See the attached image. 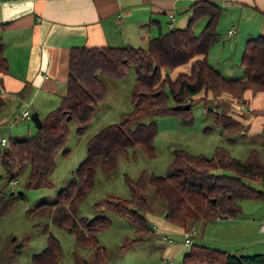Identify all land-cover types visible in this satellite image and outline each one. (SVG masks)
Masks as SVG:
<instances>
[{"label": "trees", "instance_id": "obj_1", "mask_svg": "<svg viewBox=\"0 0 264 264\" xmlns=\"http://www.w3.org/2000/svg\"><path fill=\"white\" fill-rule=\"evenodd\" d=\"M188 9L191 12L183 28L159 30L147 38L146 46L125 45H75L68 52L66 90L58 105L45 112L41 127L33 134L10 135L0 148V215L24 194L7 191L11 181L24 175L27 188L49 187L56 155L68 152L64 145L69 128L67 116L76 123L80 134L89 125L98 101L105 97L106 87L99 74L114 79L124 78L133 66L135 81L130 89L132 108L121 114L116 122L98 129L86 142V154L77 164L66 185L50 204L40 203L36 212L47 211L52 223L74 234L76 242L93 251V263L102 264L106 254L96 242V233L108 225L105 215L76 218L84 196L93 186L95 170L99 167L109 174L117 165L119 155L138 151L154 156V138L157 126L143 122L148 115L180 112L187 122L191 119L193 105L217 100L222 94L242 98L247 88L264 91V35L249 36L243 46L240 65L244 77L223 75L208 59L211 45L217 39L216 27L223 10L215 0H194ZM205 19L201 29L193 26ZM187 65L186 70L175 69ZM8 68L4 46L0 43V73ZM220 96V97H219ZM218 97V98H217ZM188 103L187 109H172V105ZM2 98L0 97V105ZM214 117L223 122L224 128L236 123L232 114L211 107ZM255 112L264 111L254 109ZM228 170V172L220 171ZM152 185L155 194L163 203L166 218L183 231L192 230L198 220L207 222L218 215L235 216L241 211L240 200H264V189L254 183H264V162L256 148L239 158L227 147L216 145L211 155L192 153L184 148H175L164 175L144 171L135 179L125 175L130 196L106 195L95 201L123 215L140 232H152L146 218L151 211L145 181ZM43 231L47 228L43 226ZM138 239H142L141 237ZM137 239H128L125 244ZM60 252L58 239L47 232L46 244L32 254L31 264H56ZM75 264H88V259L75 256ZM182 264H264V252L237 254L214 247L191 243L182 255Z\"/></svg>", "mask_w": 264, "mask_h": 264}, {"label": "rangeland", "instance_id": "obj_2", "mask_svg": "<svg viewBox=\"0 0 264 264\" xmlns=\"http://www.w3.org/2000/svg\"><path fill=\"white\" fill-rule=\"evenodd\" d=\"M225 17L229 18V12L222 10L216 27L219 36L209 49V62L227 77L233 76L231 74L234 73L237 74L239 69L244 77L242 66L237 64L239 53L237 57L234 51L229 49L236 34L229 37L226 35L225 30L231 22L228 23ZM204 20L201 19L193 26L195 32L201 29ZM99 76L106 87L105 97L98 101L96 111L88 127L82 133L79 134L76 131L75 121H67L69 134L64 148H67L68 152L63 154L62 151H59L57 153L51 186L27 188L24 186V175L20 176L16 182L15 180L11 181L7 186V191H21L24 197L16 200L5 213L0 215V264H31L32 254L45 246L47 232L53 234L60 243L56 264H75L76 255L87 258L88 264H94L92 249L78 245L74 234L55 226L51 222L48 212L46 210L36 212V206L40 203L50 204L56 200L57 193L66 185L73 170L84 158L87 140L98 129L108 123L118 121L122 113L130 111L132 108L130 89L135 81L133 66H130L128 74L121 79H114L105 74H99ZM227 94L225 97L219 96L221 98L219 104H217V100H209L206 105L202 103L193 105L190 111L191 119L187 122L180 112L143 117V122H153L157 126V134L153 141L154 156H147L140 151L134 155V149L129 148L128 154L118 156L117 165L109 174L99 167L96 168L93 186L81 201L75 212V217L78 219L105 215L108 218L107 227L102 228L95 235L96 242L106 254L102 264H163L164 260L171 264H182V255L190 248V245L184 243V231L181 227L166 218L163 203L147 180L144 190L148 195L151 211L145 215L149 226L153 229L152 232H140L136 230L129 218L102 205H95V201L109 194L117 197H129L130 192L125 175L135 179L142 171L145 172L146 177L151 173L166 174L167 165L172 159L175 148L211 155L216 145H223L239 158L245 157L251 148H256L264 162V120L261 122L262 127L259 130L256 127L252 128V123L247 126L243 120L235 117L238 114L233 115L236 112L233 109V105H235L233 103H241L243 97L236 98ZM56 105L54 103L51 106L54 108ZM211 107L232 114L236 123L224 128L223 122L216 119L214 113L209 110ZM247 107V103L243 104L239 112L246 113ZM234 108L236 109V106ZM28 109L30 113L33 111L32 107ZM261 114L263 113L259 114L254 109L247 112V116L253 118L256 116L259 118ZM13 117L12 120L0 124V139L2 136L26 135L35 132L36 126L30 118L22 119L20 114L16 119ZM3 146L0 145V148ZM219 170L228 172V170ZM3 182V180L0 181V186ZM254 185L264 189L262 183L258 182ZM242 204L245 205V210L243 208L240 217L243 215L242 217L249 219L246 218L248 221L242 225V229L239 228L240 226L237 228L240 229L239 233L243 234L246 229L248 234H245L254 241L245 247L244 244L236 245L239 249L235 253L252 254L249 252L253 250L254 242L259 238L264 239V232L259 230V225L256 223L258 221L252 220L255 218L253 211L256 213L257 205H263L264 200L247 199ZM249 205L251 207H248ZM202 221H196L193 229L189 230L192 243H199L201 235H205V238L209 237L211 230L207 228L208 225L203 230ZM43 226L47 228V232L43 231ZM227 233L231 235L233 232ZM227 233L215 232L211 235H227ZM140 237L142 239H138ZM128 239L137 240L125 244ZM209 242L206 241L205 244H209Z\"/></svg>", "mask_w": 264, "mask_h": 264}, {"label": "crops", "instance_id": "obj_3", "mask_svg": "<svg viewBox=\"0 0 264 264\" xmlns=\"http://www.w3.org/2000/svg\"><path fill=\"white\" fill-rule=\"evenodd\" d=\"M192 1L194 0H0V43L4 46L8 62L7 71L0 73V124L12 120L13 116L16 119L23 108L32 107L33 111L36 110L42 116L53 107L51 105L59 103L66 90L68 52L72 46L130 44L144 47L147 38L157 34L159 30L185 27L191 15L188 6ZM215 1L222 5L223 11L229 12V18L225 19L231 24L227 26L225 33L228 37L236 34L229 49L237 57L239 53L237 64L240 65L246 39L257 34L264 35V0ZM230 28L234 31L228 34L227 30ZM217 34L218 37L219 33ZM181 69L186 70L187 65H181L175 70ZM231 75L243 77L240 69L237 74ZM227 95L224 93L223 97ZM242 97L245 102L232 104L236 111L233 115L238 114L235 117L243 120L247 126L252 123V128L261 129L264 115H259V118L256 116L255 119L247 116V112L251 109L264 111V91L247 88ZM246 103V113L239 112ZM245 200L247 199L240 200L241 211L235 216L218 215L213 220L202 221L203 230L208 225L211 232L206 237L207 240L205 235H201L197 244L230 252L239 249L236 245L244 244L245 247L252 244L254 240L245 234L248 232L246 229L245 235L239 233L242 225L249 219L242 217L243 215L240 217L243 208L245 210V205L242 204ZM257 206V212L253 211L256 219L252 220L258 221L256 223L260 225L264 216V204ZM215 232L233 233L211 235ZM205 240L210 241L209 244H205ZM254 243L253 250L249 253H263L264 239L259 238Z\"/></svg>", "mask_w": 264, "mask_h": 264}, {"label": "built area", "instance_id": "obj_4", "mask_svg": "<svg viewBox=\"0 0 264 264\" xmlns=\"http://www.w3.org/2000/svg\"><path fill=\"white\" fill-rule=\"evenodd\" d=\"M233 31H234V29L233 28H230V29L227 30V33L228 34H231ZM19 114H20V117L23 118V119L30 118V111H29L28 108H23L20 111ZM6 143H7V138L6 137H2L0 139V145H4ZM263 186H264V183H263ZM259 228H260L261 231L264 232V216L261 219ZM190 237L191 236H190L189 230L188 231H184V243L185 244L190 245L192 243V239ZM163 264H171V263L169 261H167V260H164V263Z\"/></svg>", "mask_w": 264, "mask_h": 264}, {"label": "water", "instance_id": "obj_5", "mask_svg": "<svg viewBox=\"0 0 264 264\" xmlns=\"http://www.w3.org/2000/svg\"><path fill=\"white\" fill-rule=\"evenodd\" d=\"M189 107V104L186 103L184 105H181V104H176V105H172L171 108L172 109H180V108H184V109H187ZM30 119L33 121V123L39 128L41 127L42 123H41V118L38 114V112L36 110L32 111L30 113ZM71 120V116H67V121ZM166 215H167V212H166ZM220 216H223V215H220Z\"/></svg>", "mask_w": 264, "mask_h": 264}]
</instances>
